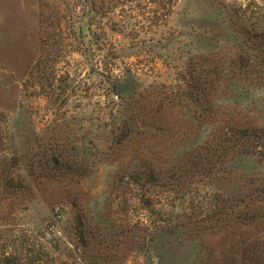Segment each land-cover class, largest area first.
<instances>
[{
	"label": "rangeland",
	"instance_id": "374dc122",
	"mask_svg": "<svg viewBox=\"0 0 264 264\" xmlns=\"http://www.w3.org/2000/svg\"><path fill=\"white\" fill-rule=\"evenodd\" d=\"M263 11L264 0H0V170L10 169L12 186L0 181V260L78 264L87 255L97 264L191 262V246H173L174 253L149 239L178 202L169 188H135L115 175L113 165L101 163L92 164L87 176L61 178L48 162L56 148L51 141L64 135L90 147L86 137L112 127L120 98L131 96L129 86L175 84L199 47L234 51L231 21L249 24ZM118 75L127 86L119 89ZM262 97L263 90L254 88L248 96L253 103L239 110L260 116L255 101ZM170 116L168 125L161 124V142L149 141L156 146L145 159L150 163L163 164L166 148L192 137L193 124ZM19 181L26 184L17 193ZM181 207L193 213L198 204L186 197ZM77 211L107 218L90 221L99 230L87 249L77 243ZM134 223L144 226L134 230L139 236L120 230ZM115 228L124 235L108 244Z\"/></svg>",
	"mask_w": 264,
	"mask_h": 264
},
{
	"label": "trees",
	"instance_id": "16d2710c",
	"mask_svg": "<svg viewBox=\"0 0 264 264\" xmlns=\"http://www.w3.org/2000/svg\"><path fill=\"white\" fill-rule=\"evenodd\" d=\"M235 18L231 21L238 39L234 51H204L199 47L175 84L129 86L131 96L120 98L111 118L112 127L99 130L91 139L86 137L90 147L85 146L84 139L75 144L64 135L62 140L59 136L51 141L56 148L48 162L55 164L54 173L61 178L69 174L87 176L92 164L101 163L113 165L118 169L115 175L130 179L135 188H169L178 202L148 235L164 251L175 253L173 246H191L194 259L185 264H264V97L255 101L261 117L249 116L246 108L245 113L239 110L240 105L253 103L248 98L251 90L264 92V11L249 24ZM123 76H115L119 89L128 84ZM170 115L178 122L193 124L192 137L166 148L160 157L165 159L163 164L150 163L145 159L150 160V150L156 146L149 141L161 142V124L166 121L168 125ZM9 171L0 170V181L12 188ZM53 180L59 182L60 178L54 176ZM25 184L18 182L17 193L24 192ZM34 188L38 190L36 185ZM186 197L196 200L197 211L182 210ZM145 206L155 212L150 204ZM72 219L79 232L77 243L83 248L91 240L97 241L99 229L90 221H107L97 214L89 219L80 211ZM125 226L120 230L134 232L144 227L138 223ZM115 231L110 232L108 244L124 235L117 228ZM208 236L216 237V241H207ZM96 262L83 255L78 264ZM0 264L17 263L5 256Z\"/></svg>",
	"mask_w": 264,
	"mask_h": 264
}]
</instances>
